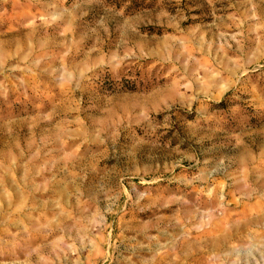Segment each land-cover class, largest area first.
Listing matches in <instances>:
<instances>
[{
    "label": "rangeland",
    "instance_id": "1",
    "mask_svg": "<svg viewBox=\"0 0 264 264\" xmlns=\"http://www.w3.org/2000/svg\"><path fill=\"white\" fill-rule=\"evenodd\" d=\"M0 264H264V0H0Z\"/></svg>",
    "mask_w": 264,
    "mask_h": 264
}]
</instances>
